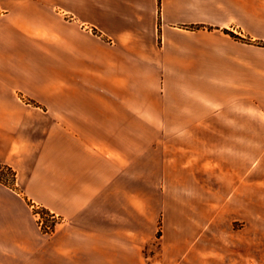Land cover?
Segmentation results:
<instances>
[{"label": "crops", "instance_id": "obj_1", "mask_svg": "<svg viewBox=\"0 0 264 264\" xmlns=\"http://www.w3.org/2000/svg\"><path fill=\"white\" fill-rule=\"evenodd\" d=\"M3 167L0 264H142L157 239L169 264L193 230L209 264L238 236L248 264L264 239V0H0ZM31 203L62 219L53 234Z\"/></svg>", "mask_w": 264, "mask_h": 264}, {"label": "rangeland", "instance_id": "obj_2", "mask_svg": "<svg viewBox=\"0 0 264 264\" xmlns=\"http://www.w3.org/2000/svg\"><path fill=\"white\" fill-rule=\"evenodd\" d=\"M7 168V167H3ZM12 170V169H11ZM0 175L3 177L5 176V171H0ZM8 183L12 185L14 182V179ZM154 185L158 181V176H153L151 180ZM5 183V182H4ZM195 196V193L189 192L188 195ZM152 200H153V208H152V215L154 220H158L156 223V226H154V232H156L157 237L160 239L162 235V229H161V219L159 217H162V213H160V206L159 203L162 201V196H160V192L153 191L152 192ZM175 208L169 207V213L168 215L171 217L173 215L172 210ZM175 214V212H174ZM186 218H190L191 220H196V208H193L191 212H187ZM240 225H236L237 229H240ZM193 236L191 237V245L188 247L184 253L181 255H174L172 256V260L169 264H209L208 259L209 255L207 252L203 253H196L197 245L199 242L204 241L207 245V238L204 239V235L200 236V238H196V230L192 231ZM251 234V233H250ZM206 237V236H205ZM224 244L228 245L229 250L228 254H222L219 257L220 263L219 264H241L240 256L236 253H233V251L240 250L239 247H237V244L240 245V243L243 242L240 236L223 239ZM248 245H249V258H248V264H264V239H256V238H249L248 239ZM244 249V248H243ZM142 264H164V254H161L160 252V246H159V240H155L154 243H151L146 247L145 255L142 257Z\"/></svg>", "mask_w": 264, "mask_h": 264}, {"label": "built area", "instance_id": "obj_3", "mask_svg": "<svg viewBox=\"0 0 264 264\" xmlns=\"http://www.w3.org/2000/svg\"><path fill=\"white\" fill-rule=\"evenodd\" d=\"M0 171H5V176L2 177L0 175V181L8 184L12 180L11 178L15 180V173L10 168H1ZM30 207L40 231L45 235L53 234L61 224L62 219L56 214L45 210L38 204L31 203Z\"/></svg>", "mask_w": 264, "mask_h": 264}]
</instances>
